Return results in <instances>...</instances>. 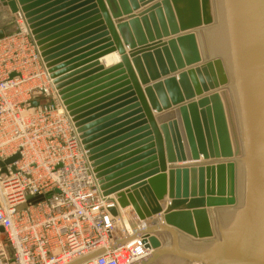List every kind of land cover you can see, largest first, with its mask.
Listing matches in <instances>:
<instances>
[{
	"label": "water",
	"instance_id": "water-1",
	"mask_svg": "<svg viewBox=\"0 0 264 264\" xmlns=\"http://www.w3.org/2000/svg\"><path fill=\"white\" fill-rule=\"evenodd\" d=\"M1 1L25 13L104 195L154 219L118 242L145 237L130 264H264V0Z\"/></svg>",
	"mask_w": 264,
	"mask_h": 264
},
{
	"label": "built area",
	"instance_id": "built-area-1",
	"mask_svg": "<svg viewBox=\"0 0 264 264\" xmlns=\"http://www.w3.org/2000/svg\"><path fill=\"white\" fill-rule=\"evenodd\" d=\"M13 17L0 37V161L20 156L6 172L0 165V264H130L148 255L144 236L118 245L133 228L122 209L110 212L117 201L100 188L25 13ZM36 195L44 198L18 208Z\"/></svg>",
	"mask_w": 264,
	"mask_h": 264
},
{
	"label": "crops",
	"instance_id": "crops-1",
	"mask_svg": "<svg viewBox=\"0 0 264 264\" xmlns=\"http://www.w3.org/2000/svg\"><path fill=\"white\" fill-rule=\"evenodd\" d=\"M90 0H65L64 2H66V3H73V5H76V6H80V5H83L84 3H86V2H89ZM157 1H159V0H157ZM129 2L131 3V6H132V2H131V0H129ZM156 2V1H155ZM92 4H95V2L94 3H89V4H86V5H84L82 8H80L79 7V9L78 10H80V9H83V8H89L88 6H90V5H92ZM153 4V3H152ZM151 5V3L150 4H147V5H143V3H140L139 5H138V7L136 8V9H133L132 10V12L129 14V15H122V16H120L119 17V19H113V22L115 23V25L117 24V22H119V21H121V20H127L131 15H135V14H139V13H141V12H143L144 10H145V8H147L148 6H150ZM111 16V15H110ZM125 31V33H127V31L126 30H124ZM117 32L119 33V31L117 30ZM119 35H120V33H119ZM156 42V41H155ZM154 42L152 41V42H149L147 45H151V44H153ZM125 48H126V50H127V52L130 50L129 49V46L127 45V46H125ZM136 48H139V47H136ZM115 54V57H116V62L115 61H113L112 63H107V61H106V57H108V56H111V55H114ZM119 58V54L117 53V52H113V53H109V54H106L104 57H102L101 58V62H103L107 67L108 66H111V65H113V64H116L117 62H118V59ZM143 88L145 87L144 85L142 86ZM129 106V105H128ZM140 140H143V139H140ZM165 200H167L166 202H168V199H166L165 198ZM161 204H163L164 206H163V208H165V203H164V201H161ZM132 207V206H131ZM131 207H129V209L127 208L126 209V211H131ZM133 208V207H132ZM133 211V210H132ZM122 212L124 213V211L122 210ZM134 212V211H133ZM127 213H129V212H127ZM131 219H132V222H133V224L135 225V226H137V225H140V226H142V225H145V224H148V223H152L153 221H154V219H153V221H149V220H145V221H142V220H140L139 219V217H138V215L136 214V212H134L133 213V216L129 213V215H128ZM135 219H134V218ZM159 217H160V215H155V219H159ZM156 221H158V220H156ZM147 222V223H146ZM180 262V260L178 259V258H175V257H172V256H168V260L164 263L163 261H157V262H154V263H152V264H178Z\"/></svg>",
	"mask_w": 264,
	"mask_h": 264
},
{
	"label": "rangeland",
	"instance_id": "rangeland-1",
	"mask_svg": "<svg viewBox=\"0 0 264 264\" xmlns=\"http://www.w3.org/2000/svg\"><path fill=\"white\" fill-rule=\"evenodd\" d=\"M13 14L14 13L11 11V9L8 6L4 5L3 2L0 0V31L8 33L14 29ZM132 210L135 212L134 208L131 207V211H129V213L133 216L134 212ZM149 221L151 222V220Z\"/></svg>",
	"mask_w": 264,
	"mask_h": 264
},
{
	"label": "bare ground",
	"instance_id": "bare-ground-1",
	"mask_svg": "<svg viewBox=\"0 0 264 264\" xmlns=\"http://www.w3.org/2000/svg\"><path fill=\"white\" fill-rule=\"evenodd\" d=\"M118 59H119V58H118ZM115 60H116L115 54L106 57V61H107V63H112V62L115 61ZM116 61H117V60H116ZM116 61H115V62H116ZM110 197H111L113 200H116V201H117V197H116L114 194H111ZM117 205H118V202H117ZM129 207H131V205H130V206H127V207H125V208H121V207L118 205V208H120V209H122V210L124 211V213H123V212L120 210V212L123 213V216H121V217H124V218H125V224L129 227V229H132L131 226L134 227V224H133V222H132V219L128 216L129 213L127 214V212H129V210L126 211L127 208L129 209ZM126 214H127V215H126ZM139 219H140V218H139ZM140 220H141V219H140ZM142 221H145V220H142ZM137 226H140V225H137Z\"/></svg>",
	"mask_w": 264,
	"mask_h": 264
}]
</instances>
